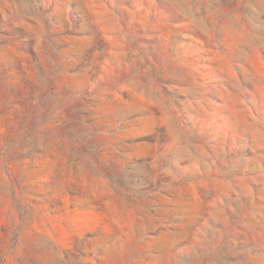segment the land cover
Masks as SVG:
<instances>
[{
	"label": "rangeland",
	"instance_id": "374dc122",
	"mask_svg": "<svg viewBox=\"0 0 264 264\" xmlns=\"http://www.w3.org/2000/svg\"><path fill=\"white\" fill-rule=\"evenodd\" d=\"M0 264H264V0H0Z\"/></svg>",
	"mask_w": 264,
	"mask_h": 264
}]
</instances>
